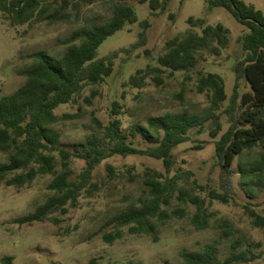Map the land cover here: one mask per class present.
<instances>
[{
  "label": "rangeland",
  "instance_id": "374dc122",
  "mask_svg": "<svg viewBox=\"0 0 264 264\" xmlns=\"http://www.w3.org/2000/svg\"><path fill=\"white\" fill-rule=\"evenodd\" d=\"M121 0H94L81 6L79 11L68 9L70 17L51 23L47 18H37L30 25L12 26L0 12V96L13 92L25 77L20 71L28 68L32 59L28 55L45 50L52 56L62 54L66 39L75 31H84L92 24L106 21L113 7ZM264 13V0H243ZM135 11L137 20L126 23L122 29L108 36L97 48V58H103L114 51L126 49L114 61L113 73L101 84L89 85L67 104H61L55 113L62 116L53 127L61 133L60 147L72 150L74 143H84L87 137L101 138L93 119L103 126L112 120L111 105L114 101L121 106L115 118L121 121V131L127 140L140 146L152 145L144 140L136 127H147L151 117L166 113H183L203 117L209 107V96L198 93L196 79L198 72H212L224 79L225 91L231 96L235 83L233 66L235 56L240 54L238 38L245 32L242 26L225 8L210 6L207 0H170L165 10L151 11L148 3L138 0H125ZM189 17L204 19L206 24H222L229 30V43L220 56H207L199 61L190 72H165L159 84L151 77L142 88L129 85L128 79L147 64H155L156 58L166 51L165 43L176 36L184 35L190 29ZM148 20L146 44L131 48L142 30L141 22ZM200 32L199 28L195 29ZM150 51V56L144 50ZM241 92L247 91L244 81H240ZM225 105V104H223ZM223 131L226 129V117ZM197 133L191 131L189 141L180 144L173 151L174 166L169 177L177 174L179 179L173 189L171 202L163 206L166 212L176 209L184 211L175 215L163 225L156 226V240L146 234H131L127 227L121 228L122 237L112 244L103 239L104 233L115 230L106 225L114 214L127 209L140 196H144L143 173L147 170L164 173L159 160L146 156L114 155L102 161L94 170L92 182L98 190L91 195H81L68 212H54L51 216L58 219L57 225L45 220L32 224L15 222L21 216L33 212L51 194L47 185L52 175L38 176L31 184L16 188L0 182V258L11 255L14 264H88L91 259L96 264H182L180 253L183 250L200 251L206 243L215 245L221 261L229 255L232 245L240 244L235 253L249 250L257 258L245 264H264V228H256L245 207L249 206L263 213L264 187H254L249 194L240 185V175L233 176V195L228 203L210 198V191L221 192L219 187V167L215 161V141L207 126ZM251 151L244 155L246 163L255 155ZM56 161L59 155L55 152ZM7 161V155L0 152V163ZM239 160L233 168L238 171ZM84 167V161L72 158L69 177L75 179ZM59 169V167H58ZM111 169V170H109ZM181 192L198 197L205 202L209 215V225L196 229L192 224L195 207L180 200ZM187 198V197H186ZM244 264V263H243Z\"/></svg>",
  "mask_w": 264,
  "mask_h": 264
},
{
  "label": "trees",
  "instance_id": "16d2710c",
  "mask_svg": "<svg viewBox=\"0 0 264 264\" xmlns=\"http://www.w3.org/2000/svg\"><path fill=\"white\" fill-rule=\"evenodd\" d=\"M148 3L151 11L166 9L170 0H138ZM210 6L225 8L242 26L245 32L239 36L240 54L235 56L233 71L235 83L228 97L222 76L212 72H198L196 90L207 93L209 107L203 117L183 113H166L148 119L147 127H136L144 140L152 145L140 146L127 140L121 131V121L115 118L120 114L118 102L111 105L112 120L103 126L93 119L95 127L102 132L101 138L87 137L84 143H74L72 150L60 147L61 133L53 127L62 116L55 113L61 104L74 100L85 87L101 84L114 70V61L126 49L114 51L103 58H97V48L110 35L122 29L126 23L137 20L132 7L121 0L113 7L112 15L104 22L92 24L84 31L73 32L65 41V51L52 56L45 50L28 55L31 65L20 71L25 77L13 92L0 96V152L7 155V161L0 163V182L6 186L20 188L29 185L38 176L52 175L47 185L50 195L29 214L15 220L18 224H32L48 220L57 225L59 220L51 215L59 211L68 212L83 194L91 195L98 190L92 182L95 168L104 160L120 155L146 156L161 161L164 173L147 170L143 173L145 195L140 196L130 206L113 216L106 225L115 230L104 233L103 239L112 244L121 238V228L127 227L131 234H146L156 240V226L163 225L175 215L184 211L176 209L171 213L162 209L171 202L174 186L179 179L177 174L169 177L174 166V149L189 141L191 131L196 128L201 133L204 123L209 121L207 131L215 141V163L219 167V187L221 192L210 191V198L222 203L230 201L233 195L234 174L240 175V185L249 194L254 187H264V13L243 0H207ZM94 0H0V12L12 26L30 25L33 20L45 17L54 23L70 17L68 9L79 11L81 6ZM190 29L182 36H176L165 43L166 51L156 58L155 64H147L128 79V84L142 88L151 77L161 84L162 74L168 72H190L199 61L207 56H220L229 43V30L222 24H206L204 19L189 17ZM142 30L135 45L146 44L148 20L141 22ZM199 28L200 32L195 29ZM144 53L150 56V51ZM244 81L247 91L241 92L240 81ZM225 104V105H223ZM226 117L227 127L223 131ZM256 151L255 155L243 163L244 155ZM55 152L59 155L56 161ZM72 158L84 161V167L75 179H70L69 170ZM239 160L238 171L233 164ZM59 167V169H58ZM111 170V169H109ZM187 197V198H186ZM180 200L195 207L192 224L196 229L209 225V215L205 202L198 197L181 192ZM245 210L256 228H264L263 213L249 206ZM232 245L229 255L221 261L214 244L206 243L200 251L183 250L180 253L182 264H245L257 257L247 255L249 250L235 253L239 245ZM0 264H14L11 255H3ZM88 264H96L91 259ZM123 264H135L131 261Z\"/></svg>",
  "mask_w": 264,
  "mask_h": 264
}]
</instances>
